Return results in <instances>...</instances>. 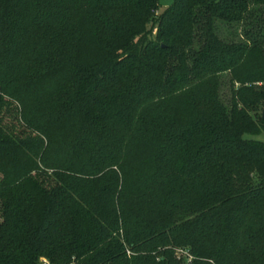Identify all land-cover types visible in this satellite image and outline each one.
<instances>
[{
  "label": "trees",
  "instance_id": "1",
  "mask_svg": "<svg viewBox=\"0 0 264 264\" xmlns=\"http://www.w3.org/2000/svg\"><path fill=\"white\" fill-rule=\"evenodd\" d=\"M0 0V264H264V0Z\"/></svg>",
  "mask_w": 264,
  "mask_h": 264
},
{
  "label": "rangeland",
  "instance_id": "2",
  "mask_svg": "<svg viewBox=\"0 0 264 264\" xmlns=\"http://www.w3.org/2000/svg\"><path fill=\"white\" fill-rule=\"evenodd\" d=\"M174 1L175 0H160L161 7H160L159 13L164 12L170 5H172L174 3ZM253 138L256 140H259V141H264V134H261L259 136L253 137ZM187 264H188V262H187Z\"/></svg>",
  "mask_w": 264,
  "mask_h": 264
},
{
  "label": "built area",
  "instance_id": "3",
  "mask_svg": "<svg viewBox=\"0 0 264 264\" xmlns=\"http://www.w3.org/2000/svg\"><path fill=\"white\" fill-rule=\"evenodd\" d=\"M188 262L192 261V257H187Z\"/></svg>",
  "mask_w": 264,
  "mask_h": 264
},
{
  "label": "water",
  "instance_id": "4",
  "mask_svg": "<svg viewBox=\"0 0 264 264\" xmlns=\"http://www.w3.org/2000/svg\"><path fill=\"white\" fill-rule=\"evenodd\" d=\"M263 117H264V113H263Z\"/></svg>",
  "mask_w": 264,
  "mask_h": 264
}]
</instances>
